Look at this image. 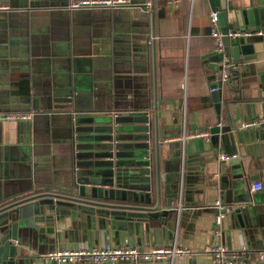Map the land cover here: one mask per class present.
I'll use <instances>...</instances> for the list:
<instances>
[{
	"label": "crops",
	"instance_id": "1",
	"mask_svg": "<svg viewBox=\"0 0 264 264\" xmlns=\"http://www.w3.org/2000/svg\"><path fill=\"white\" fill-rule=\"evenodd\" d=\"M211 2L152 0V11L144 0L75 9L69 0H0L5 5L0 9V111L33 112L28 120L0 122V205L73 180L69 138L77 123L87 126L94 116L112 113L153 112L155 106L161 186L171 196L165 206L167 231L155 237L138 241L135 234L108 229L92 239L89 230H75L66 219L54 243L18 244L30 264H61L41 262L56 247L104 242L144 247L176 239L196 252L182 264H214L208 249L215 241L230 248H264V124L237 126L264 116L260 94L240 97L241 88L264 90V50L257 59L233 60L236 68L229 81H221L215 101L210 86L219 80L220 61L209 33ZM259 45L264 48V40ZM183 130H206L209 136L164 140ZM153 139L152 131V159ZM257 179L262 188L253 191ZM217 199L229 207L220 225L213 220Z\"/></svg>",
	"mask_w": 264,
	"mask_h": 264
},
{
	"label": "water",
	"instance_id": "2",
	"mask_svg": "<svg viewBox=\"0 0 264 264\" xmlns=\"http://www.w3.org/2000/svg\"><path fill=\"white\" fill-rule=\"evenodd\" d=\"M210 1L212 8L218 11L225 52H229L236 63L257 59L264 50L259 45L264 40V0H254L251 4L235 0ZM261 29V33H257ZM230 30H249L250 33L230 37L227 35ZM222 55L218 54L219 61ZM217 78H221L220 64ZM221 85L219 82L212 90L215 101L219 100ZM246 93H252L251 97L260 94L264 98V90L259 92V88H241L240 97H249ZM225 101L229 111L230 98ZM57 105L66 107L68 104ZM156 119L157 106L153 112L147 110L126 116L112 113L111 116H94L87 126L77 123L69 138L74 160L73 180L59 187L45 186L0 205V264H30L28 255L18 244L23 242L31 247L32 241L42 239L54 243L60 235L61 222L66 219L75 230L81 229L84 233L89 230L92 239L108 229L125 230L129 235L135 234L138 241L150 235L155 237L161 229L167 231L164 217L169 210L165 206H170L171 196L161 186ZM225 127L223 130H231L233 124ZM237 217H241L240 213Z\"/></svg>",
	"mask_w": 264,
	"mask_h": 264
},
{
	"label": "built area",
	"instance_id": "3",
	"mask_svg": "<svg viewBox=\"0 0 264 264\" xmlns=\"http://www.w3.org/2000/svg\"><path fill=\"white\" fill-rule=\"evenodd\" d=\"M131 0H69L68 6L71 9L81 7H94V6H130ZM152 0H144V7L146 10H151ZM5 7L0 3V9ZM208 19L210 23V35L215 40V48L219 53H223L220 60L221 65V78L215 82V86H210V90H215L219 82L229 81L233 70L236 68L235 62L228 52H225V46L222 41L223 33L221 31V25L218 19V11L216 9L211 10L208 13ZM249 34V30L243 32L239 30H230L227 35L234 37L239 34ZM257 33H261L259 30ZM32 111H0V122L3 121H20L28 120L32 117ZM221 123L218 122L217 125ZM264 124V116H257L240 120L238 128L256 127ZM202 136L208 137L209 133L206 130L191 131L183 133L180 136H168L165 137V141L172 139L184 140L186 137ZM222 158H228L227 155H223ZM262 183L257 179L251 184L253 191L260 190ZM215 208V214L213 220L216 225L222 223L226 212L229 211V207L217 199L213 203ZM209 254L213 258L214 264H249L251 261H264V248L251 249L246 247L230 248L221 241L213 242L208 249ZM196 252L192 248L184 247L178 244L174 239L171 243L167 244H151L141 247L136 244H130L128 242H121L113 244L111 242H104L100 245L87 246L81 245L77 247H56L48 250L42 255L44 261H56L58 263L73 262V263H99L103 261H109L111 264L117 262H130L131 264H138L140 261L146 260H158L162 259L167 264H182L184 257L195 256Z\"/></svg>",
	"mask_w": 264,
	"mask_h": 264
}]
</instances>
